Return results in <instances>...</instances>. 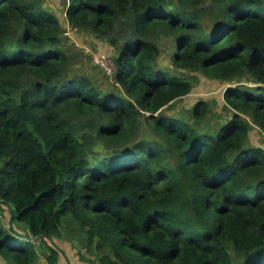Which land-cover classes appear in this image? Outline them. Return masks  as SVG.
<instances>
[{
	"label": "trees",
	"instance_id": "1",
	"mask_svg": "<svg viewBox=\"0 0 264 264\" xmlns=\"http://www.w3.org/2000/svg\"><path fill=\"white\" fill-rule=\"evenodd\" d=\"M68 1L69 26L115 49L113 84L71 73L44 0H0V256L73 264L70 239L96 264H264V0ZM164 52L234 83L225 123L205 99L169 113L199 79Z\"/></svg>",
	"mask_w": 264,
	"mask_h": 264
},
{
	"label": "rangeland",
	"instance_id": "2",
	"mask_svg": "<svg viewBox=\"0 0 264 264\" xmlns=\"http://www.w3.org/2000/svg\"><path fill=\"white\" fill-rule=\"evenodd\" d=\"M44 6L56 13L64 27L68 28L67 34H65L67 35L66 49H70L72 57L76 55L80 57L78 61L75 58L71 73H86L94 80H99L103 86L113 84V75L117 69L114 62V56L116 55V52H114L115 49L110 45V43L107 40L96 37L94 34L75 30L69 26L66 17L67 7L69 6L68 0H44ZM104 58L109 59V61H105ZM159 63L163 67L169 68L172 71H175L177 74L186 76L189 79H192L194 76L199 79V82L196 84L193 91L175 103V105L169 109V113L177 114L178 112H182V114L186 115L200 99H205L214 103L212 104V117L214 119L213 124L225 123L230 118V112L223 109V106L225 105L223 96L225 89L231 85H234V83H222L206 77L201 73L177 71L173 69L167 52L162 54ZM108 75L110 77H108ZM250 85L251 84H249V86ZM251 89H255V87H252ZM250 144L264 148V132L257 127L254 128L250 134ZM1 209L2 211L0 212V216L3 217V220L7 222V227H9L8 221L11 212L10 208L8 206L2 205V207H0V210ZM15 226L22 232L28 230L25 224L18 221H15ZM64 230L68 231L70 235H75L74 237H76L75 230L72 231L68 225L64 226ZM67 240L61 245H63L65 251H67L70 255L71 259L73 260V264L97 263L98 250L95 249V246L91 251H87L80 247L77 243H72L70 239ZM232 254L234 256V260L237 261V263H241L242 259H239L235 253L232 252ZM43 259L44 258L40 259L41 263H45L42 262ZM0 264L8 263L3 257L0 256ZM63 264H71V262L63 260Z\"/></svg>",
	"mask_w": 264,
	"mask_h": 264
},
{
	"label": "water",
	"instance_id": "3",
	"mask_svg": "<svg viewBox=\"0 0 264 264\" xmlns=\"http://www.w3.org/2000/svg\"><path fill=\"white\" fill-rule=\"evenodd\" d=\"M11 215H12V218H13L14 210H12V209H11ZM11 221H12V219H11ZM11 227L14 228V226L12 225V223H11ZM38 238H39V237H38ZM38 238L33 239V241H37ZM53 243H54V242H53Z\"/></svg>",
	"mask_w": 264,
	"mask_h": 264
},
{
	"label": "crops",
	"instance_id": "4",
	"mask_svg": "<svg viewBox=\"0 0 264 264\" xmlns=\"http://www.w3.org/2000/svg\"><path fill=\"white\" fill-rule=\"evenodd\" d=\"M65 261H70L69 257H66V258H65Z\"/></svg>",
	"mask_w": 264,
	"mask_h": 264
},
{
	"label": "built area",
	"instance_id": "5",
	"mask_svg": "<svg viewBox=\"0 0 264 264\" xmlns=\"http://www.w3.org/2000/svg\"><path fill=\"white\" fill-rule=\"evenodd\" d=\"M104 60H105V61H109V59H107V58H104Z\"/></svg>",
	"mask_w": 264,
	"mask_h": 264
}]
</instances>
